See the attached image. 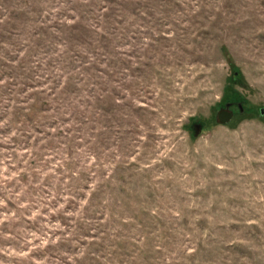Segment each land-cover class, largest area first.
I'll use <instances>...</instances> for the list:
<instances>
[{
	"label": "rangeland",
	"instance_id": "1",
	"mask_svg": "<svg viewBox=\"0 0 264 264\" xmlns=\"http://www.w3.org/2000/svg\"><path fill=\"white\" fill-rule=\"evenodd\" d=\"M263 107L264 0H0V264H264Z\"/></svg>",
	"mask_w": 264,
	"mask_h": 264
},
{
	"label": "water",
	"instance_id": "2",
	"mask_svg": "<svg viewBox=\"0 0 264 264\" xmlns=\"http://www.w3.org/2000/svg\"><path fill=\"white\" fill-rule=\"evenodd\" d=\"M231 104H227L225 106V109H221L218 111L217 115H216V121L219 123V124H226L229 122V120L232 118L233 116V113L229 110V107H230ZM239 111H241V105H237ZM259 114L262 116L264 115V107L263 108H260L259 109ZM242 112V111H241ZM193 128L198 132L200 130V125H193Z\"/></svg>",
	"mask_w": 264,
	"mask_h": 264
}]
</instances>
